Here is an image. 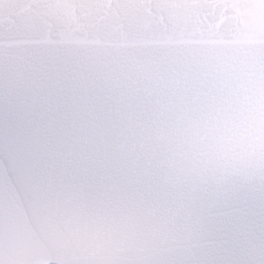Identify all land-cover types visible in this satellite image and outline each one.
Segmentation results:
<instances>
[{"label": "snow or ice", "instance_id": "snow-or-ice-1", "mask_svg": "<svg viewBox=\"0 0 264 264\" xmlns=\"http://www.w3.org/2000/svg\"><path fill=\"white\" fill-rule=\"evenodd\" d=\"M0 264H264V0H0Z\"/></svg>", "mask_w": 264, "mask_h": 264}]
</instances>
